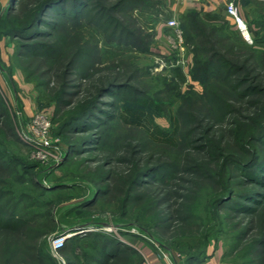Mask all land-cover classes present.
<instances>
[{
  "label": "rangeland",
  "instance_id": "1",
  "mask_svg": "<svg viewBox=\"0 0 264 264\" xmlns=\"http://www.w3.org/2000/svg\"><path fill=\"white\" fill-rule=\"evenodd\" d=\"M241 1L245 8L241 15L247 23L250 41L236 28L234 30L245 43L256 46V53L264 57V0ZM8 4L9 0H0V153L4 154L7 161L12 157L16 163L8 165V168L0 164V192L5 193L0 194V212H3L2 208L7 211L15 208L13 210L17 215L30 219V223L13 231L0 230V264H50L48 260L39 263L40 259H37L34 262V258L39 256L33 255L35 254L33 249L42 253L50 249V238L63 229L77 224L78 221H83L86 213H91L89 221L102 220L108 223L107 226L112 227L111 230L101 229L97 230L98 232L113 236L136 250L137 253L133 252L130 258L120 259L116 264H141L143 261L141 251L145 248H151L156 253L150 242L151 239L156 240L151 234L163 240L166 248L178 255L176 258L178 264L183 263L190 252L198 253L205 246L204 234L208 230V225L214 222L211 205L220 193L218 184L212 183L211 178L203 180L201 177L199 180L194 174L182 171L172 186L157 187V183H152L146 187L147 193L138 192L143 198L140 196V199L124 206L127 186H123V175L133 174L137 163L138 168L149 163L148 157L152 162L157 160L181 162L182 158L189 154L193 155V158H201V153L192 148L190 150L186 145L188 142L184 133L190 129L197 132L195 126L197 122L202 129L210 126L207 127V131L213 134L214 126L221 123L212 122L213 118L209 119L208 109L217 113L219 109L221 111L222 99L226 98L224 87L212 79L204 82L191 78L190 49L183 52L184 62L181 64L177 62L178 51L173 47H167L170 52L164 57L106 41L102 30L95 25L87 24L85 20L78 25L67 22L66 27L60 32L61 41L59 40L58 47L62 50L79 49L80 66L82 64L86 66L94 61L105 64L100 71H89L90 74L84 77L80 75L81 72L78 73L79 69L76 66L69 78L72 83L80 84V88L78 90L70 88L68 91L72 92V95L67 99L73 100L74 103L94 93L97 87L108 80L123 81L130 73L129 76H132L130 83L139 89L142 96L152 98L153 105L150 106L152 117L163 130L166 132L173 130V118L181 123L180 141L176 148L154 143L145 146L146 141L139 129L126 126L116 118L100 126V144L97 148L95 143L81 142L94 129H80L67 139L57 132L61 120L68 117L67 110L73 104H70L71 101L57 102L58 89L63 79V71L58 69L60 57L42 60L40 57L33 59L31 56L16 53L19 39L12 38L6 32L9 25L23 23L29 17L30 10L23 5L17 8L18 5L12 3L10 6L14 8L8 15L5 12ZM53 13V10L48 11V14ZM139 21L143 22V19L140 18ZM227 37L221 44L222 47L233 46L234 50L240 48L249 51L243 46L246 44L242 40L237 41L236 37L231 35ZM43 40L51 42L50 37H44ZM247 65L254 67V71L260 72L264 77V62L259 64L258 60H250ZM136 67L141 69L136 70ZM175 67H178V71ZM132 72L135 73L131 74ZM103 98L107 102L103 106L105 111H114L108 104L112 100H116L119 107L123 104V99H117L110 94ZM232 105L244 115L250 113L246 103L233 101ZM200 108L202 111L199 114ZM39 112L46 114L50 119L47 138L63 150L62 159L56 165L50 161L36 159L32 148L21 138L27 123ZM191 114L194 116L199 114L198 119L189 121L188 116ZM99 116H105L104 111ZM227 117L231 116L228 114ZM92 120L95 121V118L90 119ZM79 142L84 145L79 147ZM18 161L20 164H31L33 167L23 170L17 165ZM48 166L49 170L44 171V175V172L40 174L41 170ZM109 174L110 179L103 183L110 189L109 193L98 197L88 207L89 212L76 207L78 203L92 197L91 188L97 184L94 180ZM118 176L122 178L118 180ZM192 179L199 182L197 186L191 182ZM36 180L41 181L42 185L38 186ZM46 185L52 186L45 188ZM113 186L119 190L113 189ZM170 191H173L174 195L162 207L170 214L171 220L159 227V221L161 222L159 216L163 208L158 203L150 202L146 205L145 199L147 200V194H157L158 198L160 194ZM179 203L185 205L188 211L186 215L194 214L196 218L193 216V219L175 220L174 209ZM224 215L221 219L223 226L220 229L223 233H218L219 244L224 247V259L229 264H242L245 261L242 252L239 247L230 252L227 237L233 233L230 225L235 219ZM49 217L54 220L49 221ZM237 228L234 230H238ZM82 251L83 249L78 247L75 254L81 256ZM61 256L65 259L64 254L61 253ZM80 259L82 260V257ZM52 261L58 264L55 258Z\"/></svg>",
  "mask_w": 264,
  "mask_h": 264
},
{
  "label": "trees",
  "instance_id": "2",
  "mask_svg": "<svg viewBox=\"0 0 264 264\" xmlns=\"http://www.w3.org/2000/svg\"><path fill=\"white\" fill-rule=\"evenodd\" d=\"M158 2L159 0H9L6 14H11V10L14 8L10 6L12 3H16L17 8L22 5L29 7L30 12H28L29 17L23 23L9 25L6 33L14 39H19L16 51L19 55L31 56L33 59L40 57L42 60L60 57L58 69L63 71V79H61L58 89L57 102L66 103L67 101L70 103L71 100L67 97H70L72 92L68 90L80 88V84L72 83L69 78L70 75L72 76L74 68L77 66L78 73L81 72L80 75L84 77L90 74L89 71H100L105 64L94 61L86 66L83 64L80 66L79 49H60L58 47L59 37L61 30L66 27L65 24L70 22L72 25H78L82 20H85L87 24L99 27L106 41L151 52L155 41V32L146 29L141 24L135 10L143 11L148 8L158 10ZM49 10H53L54 13L48 14ZM179 17L185 50L190 49L189 53L192 55L189 67L191 78L204 82L212 79L224 87L226 98L222 99L221 111L219 109L220 112L217 113L208 109L209 119L213 118L212 122L219 121L221 124L215 125L216 127L214 126L212 129L213 134H210L207 131V127L210 126L202 129L196 122L197 132L190 129L184 133L188 142L186 145L190 150L192 148L201 153V158L196 159L189 154L182 158L181 162L177 160L152 162L148 157L149 163L141 168H138L137 163L133 174L123 175V186H127L123 200L124 206L140 199L141 195L138 192L147 193L146 187L152 183H157V187L172 186L182 171L194 174L199 180L201 177L203 180L211 178L210 181L218 184L220 188V193L211 205L214 222L208 225V230L204 234V248L198 253L187 254L185 261L188 264H197L206 257L208 245L211 242L218 243L220 240L218 233H223V230L220 231L223 226L221 219L226 214V216L235 219L230 225L231 233H233L227 236L230 252L239 247L238 249L245 259L242 264H264V77L260 72H255L254 67L247 65L250 60H258V63L262 64L264 57L256 53V46L245 43L230 24L224 22L216 24L207 21L194 11H187ZM227 35L235 36L237 41L242 40L246 45H241L249 51L240 48L234 50L233 46L222 47L221 44L228 38ZM44 37H50L51 42L43 40ZM254 41V43L257 42L256 36ZM138 69L141 68L136 67V70ZM175 69L178 71V67ZM129 75V78L127 77L123 81L108 80L89 96L76 100L74 103L72 100L70 104H73L67 110L69 115L65 120H61L57 129L58 134L69 139V135H73L80 129H94L81 142L95 143V148H97L100 144V126H104L106 122L116 118L126 126L139 129L146 141L145 146L148 143L165 145L169 148L179 146L181 128L179 120L173 118L174 127L171 132L163 130L152 117L150 110V106L153 105L152 98L142 96L139 89L130 83L132 76ZM106 94L123 99V104L119 107L116 105V100H112L108 104L111 105V108L113 107L114 111L103 110V106L107 104L103 98ZM233 101L246 103L250 113L244 115L232 105ZM103 111L105 116H99ZM201 111L200 108L199 114ZM228 114L232 118L227 117ZM191 115L188 116L189 121L198 119V115H195L196 117ZM93 118L95 121H90ZM194 133L195 135H193ZM215 134L217 135L215 136ZM81 142L78 144L79 147L84 145ZM1 153V166L8 168V165H15L16 162L12 157H8L7 161L4 154ZM17 165L23 170L33 167L31 164H20L19 161ZM49 168V166L43 168L40 174L44 171L47 172ZM117 178L119 180L122 177L118 176ZM108 179H110V174L103 178L100 177L99 180H94L97 184L91 188L92 197L78 203L76 207H80L84 212H89L88 207L98 197L106 196L109 193L110 189L103 184ZM191 182L196 186L199 183L196 179H192ZM36 183L38 186L42 185L39 180H36ZM51 186L46 185L45 188H51ZM151 188L153 187H149V189ZM113 189L119 190L115 186ZM0 194L4 195L5 193L0 192ZM147 195L146 205L152 202L158 203L162 207L170 201L174 192L160 194L158 198H156L157 194ZM13 209L7 211L2 208L3 212H0L1 231H13L24 225H29L30 219L17 215ZM174 211L176 213L174 218L177 221L196 218L194 214L186 215L188 211L183 203L177 204ZM90 216L91 213H86V218H83V221H78L77 224H73L74 226L60 232H73L108 224L102 220L89 221ZM255 217L256 221L254 222ZM159 219L161 220L159 227L171 220L170 214L165 208L162 209ZM48 220L53 221L54 219L49 217ZM236 228L238 230H234ZM151 237L166 248L167 245L163 240L152 234ZM78 247L83 249L81 256L75 254ZM33 250L35 253L33 255L39 256L34 258V262L40 259L39 263L44 260H48L50 264L56 263H53L54 257L48 252L50 249H46L44 253L36 249ZM60 251L65 256L66 264H116L120 262V259L130 258L133 252L137 253L134 248L121 244L117 238L97 230H85L70 235L66 238ZM223 257L225 258V252Z\"/></svg>",
  "mask_w": 264,
  "mask_h": 264
},
{
  "label": "built area",
  "instance_id": "3",
  "mask_svg": "<svg viewBox=\"0 0 264 264\" xmlns=\"http://www.w3.org/2000/svg\"><path fill=\"white\" fill-rule=\"evenodd\" d=\"M183 1V0H178ZM200 1V0H195ZM226 12L230 18H232L234 25L237 31L246 39L249 40L248 27L247 23L239 12V9L234 2L231 0L226 5ZM166 24L171 28L173 36H171V47L175 48L178 51V63H183L184 60L183 52L185 47L182 39V31L179 26V20L177 18H170L166 21ZM250 41V40H249ZM50 127V119L46 114L37 113L31 120L27 123L25 130L21 133V138L29 147L32 148L33 156L40 160L46 162H53V165H56L62 159V148L50 141L47 138L48 130ZM108 224L99 226V227H90L88 229L77 230L73 232L66 233H57L50 238V253L56 259L58 264H66L64 257L61 256V248L63 247L67 237L74 233L83 232L85 230H101L107 229L111 230L112 227L107 226ZM118 228V227H116ZM115 228V229H116ZM161 259L163 264H178L177 254L168 250L167 248L162 247L158 242L151 239L150 241ZM141 264H151L150 261L146 258H143Z\"/></svg>",
  "mask_w": 264,
  "mask_h": 264
},
{
  "label": "crops",
  "instance_id": "4",
  "mask_svg": "<svg viewBox=\"0 0 264 264\" xmlns=\"http://www.w3.org/2000/svg\"><path fill=\"white\" fill-rule=\"evenodd\" d=\"M231 0H159V9H145L143 11L135 10L138 19H143L142 25L149 30H154L155 41L151 47V52L161 56H168L169 48L171 47V36L173 32L166 24L170 18H176L187 11H194L203 19L219 24L227 23L235 29L234 22L226 12V5ZM240 14L244 13V6L241 0H234ZM159 11V12H158ZM151 15H150V14ZM145 16V17H144ZM140 17V18H139ZM121 244H123L121 242ZM224 247L221 244L210 243L207 247L206 257L197 264H229L223 257ZM141 255L150 261L151 264H163L159 256L151 248L142 249ZM181 264H188L183 261Z\"/></svg>",
  "mask_w": 264,
  "mask_h": 264
}]
</instances>
